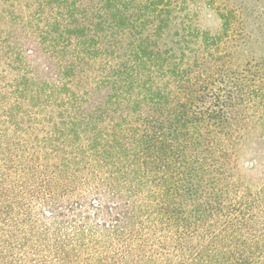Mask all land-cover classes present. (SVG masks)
Masks as SVG:
<instances>
[{
  "label": "trees",
  "instance_id": "1",
  "mask_svg": "<svg viewBox=\"0 0 264 264\" xmlns=\"http://www.w3.org/2000/svg\"><path fill=\"white\" fill-rule=\"evenodd\" d=\"M249 2L0 0V264H264Z\"/></svg>",
  "mask_w": 264,
  "mask_h": 264
},
{
  "label": "rangeland",
  "instance_id": "2",
  "mask_svg": "<svg viewBox=\"0 0 264 264\" xmlns=\"http://www.w3.org/2000/svg\"><path fill=\"white\" fill-rule=\"evenodd\" d=\"M201 1V9H200V18L202 23L206 26V27H210V28H216L219 23V13L217 11H215V9L212 8V5L210 4L212 0H200ZM218 3L220 4H224V3H232L234 6H238L240 7L241 3L242 6L245 7L244 10L243 9V15L242 17L246 18L245 13L246 11L251 10L252 8L256 9L257 5L255 3H251L249 2V0H217ZM246 3V4H244ZM247 20V29H250L249 26L252 23V18L248 17ZM264 45H260V44H250L249 47L247 49H249V52H245V56H242V54H239V56H241L239 58V61H244V59H246V53L249 55H255V56H259L260 54H262L264 52ZM238 66V65H235Z\"/></svg>",
  "mask_w": 264,
  "mask_h": 264
}]
</instances>
